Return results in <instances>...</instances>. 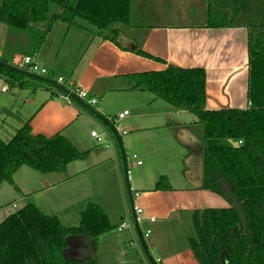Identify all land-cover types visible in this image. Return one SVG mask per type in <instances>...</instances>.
<instances>
[{
	"label": "crops",
	"instance_id": "0c3cea01",
	"mask_svg": "<svg viewBox=\"0 0 264 264\" xmlns=\"http://www.w3.org/2000/svg\"><path fill=\"white\" fill-rule=\"evenodd\" d=\"M164 1L131 0L130 24L118 26L117 42L96 35L92 26L81 23V19L73 26L59 20L44 37L50 20L60 12L55 4L50 6L48 20L32 25V30H11L0 21V52L10 64L16 65L23 56H34L41 66L49 69L47 78L58 81L57 78L63 77V83H60L63 86L85 89L89 98L98 99L95 105L89 104V98L68 102L54 86L32 91L17 84L11 86L9 80L0 75V93L8 94L12 87L13 95L20 100L22 93L27 92L23 94L26 96L24 104L32 106L28 114H19L21 118L16 125H9L12 129V133L7 131L9 138L29 122L34 134L50 137L62 133L78 150L88 153L86 158L69 163L64 172L43 173L42 182L48 187L41 182L38 185L41 192L57 187L67 193L60 197L63 203L66 202L65 205L61 203L62 211L56 212L48 203H45L47 209L43 210L57 215L65 226H77L81 211L91 202L101 206L109 217L112 229L97 243L84 235L68 236V257L96 259L97 264H151L144 251L136 246V229L130 232L127 227L119 229L126 222L128 208L122 154L119 155L120 164L113 150L102 154L97 149L98 146L108 148L111 143L107 133H104L106 144L95 141L92 131L96 126L103 124L105 130L112 131L86 105L109 119L128 110L129 114L121 121V128L126 131L119 132L121 139L134 131L129 144H136L148 159L158 146L161 162L168 163L166 170L161 169L160 164L149 168L147 177L143 175L144 187L132 178L134 204L143 210L136 213L138 221L157 264H201L189 240L195 230L193 213L210 207L229 206V201L222 195L202 187V125L195 119L188 123L175 118V111L181 114L185 110L175 108L153 92L134 89L131 76L164 70L169 64L203 67L207 73L208 109L248 107V27L207 26L211 12L215 16L222 12L233 16L238 3L243 0H169L177 1L180 11L184 2H192L187 7L190 21L132 24L135 9L145 13L159 11L157 8ZM52 5L55 6L53 13ZM139 49L160 59L142 56L137 53ZM1 109L9 110V107L0 105V120L6 130V116ZM195 125L201 127L200 133H195ZM179 135L185 139H179ZM90 143L95 149L89 147ZM122 143L125 146V138ZM167 147L174 152L172 159L165 152ZM133 160L138 167H144V162L139 165L136 159ZM177 167L182 178L173 172ZM162 176L167 178L169 187H157ZM15 182L21 192L32 193L33 188L26 191L28 185L20 187L21 184ZM132 215L134 218L133 209ZM89 242L92 243L91 251Z\"/></svg>",
	"mask_w": 264,
	"mask_h": 264
},
{
	"label": "trees",
	"instance_id": "16d2710c",
	"mask_svg": "<svg viewBox=\"0 0 264 264\" xmlns=\"http://www.w3.org/2000/svg\"><path fill=\"white\" fill-rule=\"evenodd\" d=\"M51 4L60 12L50 20L44 37L59 20L73 26L81 19L96 35L117 42L118 26L130 24L131 0H0V21L11 30H32V25L48 20ZM207 19L208 27H248V107L208 109L203 67L169 64L164 70L134 74L131 79L134 89L153 92L175 108L189 111L203 127L202 187L225 197L229 206L194 211L195 230L189 240L199 262L264 264V0H243L235 15L211 12ZM137 53L160 59L141 49ZM0 75L11 85L32 91L53 87L3 65ZM231 139L240 145L234 146ZM87 155L62 133L34 134L26 122L9 141L0 138V184L18 188L14 174L22 166L44 174L64 172L69 163ZM165 180L162 176L157 187H169ZM111 229L107 213L93 202L81 211L79 224L71 227L57 215L27 203L0 223V264H97L96 259H67V238L84 235L97 243Z\"/></svg>",
	"mask_w": 264,
	"mask_h": 264
},
{
	"label": "rangeland",
	"instance_id": "374dc122",
	"mask_svg": "<svg viewBox=\"0 0 264 264\" xmlns=\"http://www.w3.org/2000/svg\"><path fill=\"white\" fill-rule=\"evenodd\" d=\"M151 3H153V2H151ZM191 3L192 2H184V4H182L183 5L182 10L180 11L179 10L180 6H179L177 1L165 0L164 3H162L158 6L157 10H159V11L150 10V11L145 13L143 11L137 12V10L135 9L134 14H133V18L131 21H132L133 25L140 24V23H150V24L151 23L152 24H156V23H172V24L185 23V22L190 21V16L188 15L189 10L187 7ZM160 8H161V10H160ZM54 9H55V6L52 5V13H53ZM217 20H223V18L219 17ZM79 21L81 23L84 22L85 24L90 25L89 23H87L85 21H81V20H79ZM1 86L2 85H0V88H1ZM48 87L51 88L50 86H48ZM26 93L27 92L22 93V97H20L21 98L20 100L16 99V97L13 95L12 87H11V91L8 92V94L0 93V105L5 104L6 106L9 107V110L8 109H6V110L1 109V113L6 116V118H5V122L7 121V125H6L7 129L6 130H5V128H3V126H4L3 122L0 120V137L6 141H9L12 138V137L9 138L10 136L7 134V131H8V133H9V131L12 133V129L9 125H16L19 122V119L21 118L19 114L26 115V114H28V112L32 108V106L29 105L28 103L24 104L26 96L23 94H26ZM14 99L16 100V103H14L15 102ZM12 105L13 106L15 105L13 109H12ZM173 116L175 118L176 117L179 118L182 122L187 121L188 123H190V121H192L193 119L197 120V117L194 114L190 113L189 111H185L181 114H179V112L175 111ZM105 129L106 128L103 124H99L98 126H96V130L100 134L107 133V137L109 138L111 145L108 148L98 146L97 149L102 151V154L106 153V152H110V150H113L116 154L118 161H120V164H121L122 159L120 157L121 156V150H120L119 144H118L117 140L115 139V137L112 135V133L105 130ZM193 129H194L196 134H197V132L200 133V131H201V127H198L197 125L193 126ZM159 133H161V132H159ZM132 134H134V131H131L128 136L123 135V139H121L122 141H124V138H125L124 149H125V153H126V157H127V166H128V170H129L128 177H129L131 186H132V178H134V179L136 178V180L139 182V184L141 186H143V184H142V182L144 180L143 175H145L147 177V175L149 173V170H148L149 168L150 169L153 168V166L155 164H160V168L166 170L168 167V163L167 162H161L162 160H161L160 152L157 149L158 146H155L153 152L149 156V159L146 158V154L143 153V151L138 150L136 144H129L130 139H131L130 137ZM89 147L95 149V147L92 146L91 143H90ZM160 147L162 148V146H160ZM165 152L168 153L169 158L172 159L171 157L174 155V152L169 147L166 148ZM134 154H137L138 158H140V160L142 159L143 162L145 163L143 168L138 167L134 163V160L132 158V156ZM122 170H123L124 184L126 187V174L124 172L123 167H122ZM173 172L177 176H179V178H182L181 174L179 172V167H177ZM50 176H52V175H50ZM43 178H45V175L43 173L39 172L38 170H36L30 166H22L14 174V180H16L17 183L19 182L21 184L20 187L21 186L26 187V185H28V188L27 187L25 188V189H27L26 191H31V189L33 188L32 193H30L29 195H27L28 192L23 193L18 188H15L13 185H11L8 182H3L2 184H0V223L4 219H6L10 214L14 213L15 211H17L21 207L25 206L27 203H33L37 206H40V208L44 211L48 207V206L47 207L45 206V203H48L51 205L52 209H55L56 212L62 211V207H64L63 205H65L66 202L63 203V201L60 199V197H62L63 195H66L67 193H62L63 191L57 187L47 189V190L41 192L40 190H38V189H40V187H38L40 182L44 187H48V186H45L46 185L45 182H42ZM160 180H161V178H160ZM166 180H167V178H166ZM166 180L164 182H166ZM132 190H133V194H134L135 188L132 187ZM26 197L28 198V200L26 199ZM226 201H228V200L226 199ZM61 203H63V205H61ZM14 204H16V206H14ZM126 205L128 207L127 208V215H125V220L128 223L126 230L128 232H130V230L135 231V220H134L133 215H132V205H131L129 194H128L127 190H126ZM136 238H137V240H136L137 245L136 246H138L139 250H142L141 252H143L144 250L141 246V243H140L138 237H136ZM144 253H145V251H144Z\"/></svg>",
	"mask_w": 264,
	"mask_h": 264
},
{
	"label": "water",
	"instance_id": "95a60500",
	"mask_svg": "<svg viewBox=\"0 0 264 264\" xmlns=\"http://www.w3.org/2000/svg\"><path fill=\"white\" fill-rule=\"evenodd\" d=\"M0 65L9 67V68L14 69L16 71H20V72L26 73V74H28L31 77H35V78L42 79V80L46 81L48 84L54 86L55 88H57V89H59V90H61L63 92H66L68 94H70L73 98L78 99V100H81L80 97H78L74 93H71L70 90L67 87L63 86L62 84H60L56 80H53V79H50V78H47V77H43V76H41L39 74H35V73L30 72V71L22 70L21 68L15 66L13 64H9V63L1 60V59H0ZM84 104L86 105V103H84ZM86 106L89 108V110L91 112H93L100 120H102L108 126V128L112 131V133L115 135V137L117 139V142H118V144L120 146V149H121L122 158H123L124 171H125V174H126V187H127V191H128L129 198H130V202H131L132 209H133L134 220H135V229L137 231L138 238H139V241L141 243V246H142L143 250L145 251V253H146L147 257H148V260L150 261L151 264H157L156 261L154 260L153 255L151 254L150 250L148 249V245H147L146 240H145V237H144V235L142 233V229L140 227V224H139V221H138V217H137V214H136V211H135V204H134V200H133V190H132V186L130 184V180H129V177H128L127 157H126L125 149H124V146H123V143H122L120 134L116 130L114 124L112 123V121L109 118L103 116L102 114H100L99 112H97L91 106H89V105H86ZM180 138L183 139L184 136L183 135L182 136L179 135V139ZM230 142L234 146H236V147L240 145V142L239 141H234V140L231 139ZM201 144L204 147L203 141H201ZM203 173H204V149L202 150V176H203ZM202 182H203V177H202ZM69 242H70L69 241V238H67V243L69 244ZM92 243L89 242V250L90 251L92 249ZM65 257L67 259H76V260H88L89 259V258H86V257H81V258L68 257V255H66V250H65Z\"/></svg>",
	"mask_w": 264,
	"mask_h": 264
},
{
	"label": "built area",
	"instance_id": "2783aa9c",
	"mask_svg": "<svg viewBox=\"0 0 264 264\" xmlns=\"http://www.w3.org/2000/svg\"><path fill=\"white\" fill-rule=\"evenodd\" d=\"M2 57V54L0 52V58ZM17 67L20 68H27L30 72L35 73V74H39L41 76H46L49 77L50 76V71L49 69H47L46 67L41 66L36 58L34 56L31 55H26L23 56V58L21 59L20 62H16ZM64 78L63 77H59L58 81L59 83H63ZM70 90L71 93L77 94L80 98L83 99H88L89 98V93L87 90L85 89H80V88H68ZM63 98L68 101L71 102L72 101V97L70 96V94H64ZM89 104L91 105H95L98 103V99L96 98H89ZM129 114V111L126 110L122 113H120L118 116L111 118L110 120L112 121V123L114 124L116 130L118 132H122V133H126L125 130H123L121 128V121ZM92 136L95 138V141L99 144H106V135L105 134H100L98 131L94 130L92 131ZM133 158L137 160V163L140 165L143 163L142 160H140L138 158L137 154L133 155ZM129 173V172H128ZM135 211L136 213H142L143 210L141 208H138L137 206H135ZM128 224L127 222H123L120 226V230L127 227ZM145 235H148V233H146Z\"/></svg>",
	"mask_w": 264,
	"mask_h": 264
}]
</instances>
